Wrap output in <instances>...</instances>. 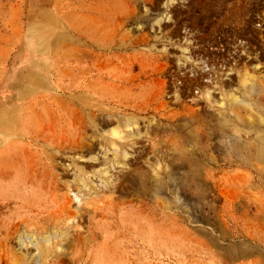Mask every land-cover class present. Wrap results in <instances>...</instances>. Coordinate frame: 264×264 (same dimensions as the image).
Returning <instances> with one entry per match:
<instances>
[{
    "label": "rangeland",
    "instance_id": "1",
    "mask_svg": "<svg viewBox=\"0 0 264 264\" xmlns=\"http://www.w3.org/2000/svg\"><path fill=\"white\" fill-rule=\"evenodd\" d=\"M0 264H264V0H0Z\"/></svg>",
    "mask_w": 264,
    "mask_h": 264
},
{
    "label": "bare ground",
    "instance_id": "2",
    "mask_svg": "<svg viewBox=\"0 0 264 264\" xmlns=\"http://www.w3.org/2000/svg\"><path fill=\"white\" fill-rule=\"evenodd\" d=\"M197 77L196 74L193 75V77L190 78V80H194V83H196V80H197ZM210 79V78H209ZM189 80V81H190ZM211 80V79H210ZM215 82V81H214ZM225 82V81H224ZM228 83V82H227ZM226 83V84H227ZM206 85H203L202 88L205 89ZM222 89V87H221ZM205 95H206V99H207V104H209L211 106V92L208 90V89H205ZM195 101V103H199L197 100H193ZM236 102V101H235ZM234 106V105H233ZM221 113V112H220ZM215 114V113H213ZM212 114V115H213ZM219 116V115H218ZM128 155V152L127 151H123V157L126 158ZM123 165H125L126 163L122 162ZM103 174L106 175L107 174V171H103ZM100 181V180H99ZM112 181V179L110 180H105V181H102L103 183H105V185L107 186L108 183H110ZM90 189V188H89ZM86 190H88V185L86 183H82V186L79 188H71L69 187L68 188V196H67V199H68V203L66 202V206H65V209L67 210V214H66V217H67V221L68 223L73 226V227H80L81 228V225L83 223V220L89 216V220H91V216H92V211H91V208L88 207V201L86 200L88 196H90L91 194L88 193ZM100 191V190H99ZM96 192V191H95ZM94 193V192H93ZM74 201L75 202V206H74V209L73 207L71 206V201ZM65 212V211H64ZM65 217V218H66ZM91 217V218H90ZM77 227V228H78ZM67 232H62L60 235H62L63 237L67 236ZM75 234V233H74ZM59 236V235H57ZM36 238V237H35ZM37 239V238H36ZM45 241H49L50 240V237H46L44 238ZM35 242V241H34Z\"/></svg>",
    "mask_w": 264,
    "mask_h": 264
}]
</instances>
